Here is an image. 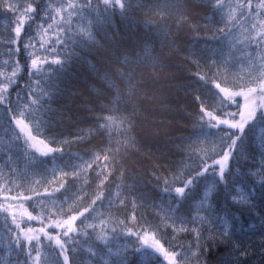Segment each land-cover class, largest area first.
Here are the masks:
<instances>
[{"label": "trees", "instance_id": "1", "mask_svg": "<svg viewBox=\"0 0 264 264\" xmlns=\"http://www.w3.org/2000/svg\"><path fill=\"white\" fill-rule=\"evenodd\" d=\"M245 1L225 0L223 12L217 13L207 0H173L164 9L155 0H128L123 17L117 9L111 25H97L96 0L93 8L85 7L88 0H14L19 10L30 2L37 11L26 23L20 42L13 45L5 41L14 38L18 13L9 11L0 0V83L7 82L14 66L17 71L15 83L9 85L8 101L0 104V197L28 190L32 200L14 202L41 219L45 231L56 234L60 231L47 225L66 218L69 208L82 210L91 205L103 191L93 210L75 222L77 243L68 245L75 248L70 256L74 264L117 259L106 255L107 249L97 238L100 234H106L113 250L120 249L130 264H165L150 250L143 249L147 255L137 253L138 240L124 234L128 228L148 229L165 247L179 250L183 264H264V125L246 128L222 182L215 173L197 175L223 151L222 133L204 135L218 133V129L201 128V102L222 115L237 111L246 101L225 99L211 83L205 86L196 73L209 77L218 73V82L230 91L251 86V77L259 75L255 71L258 61L252 63L256 52L247 36L252 23L264 19V9L258 7L260 0H251V7H239ZM69 2L78 7L73 15L62 12L65 20L57 18L68 29L66 43L57 44L55 29L45 35L37 28L47 27L51 23L47 16ZM242 13L230 34L219 32L229 15L239 18ZM90 21L89 40L79 33ZM30 40L36 47L26 51L24 44ZM146 46L151 59L140 60ZM16 48L19 51L10 54L9 49ZM29 52L48 60L59 58L62 65L47 63L33 77L27 66L34 58ZM125 57L130 66L124 70L135 69L136 88L128 96L120 84L122 97L114 104L115 93L102 76L112 77L115 69L123 67L120 61ZM31 88L37 89L34 95L41 90L51 92L37 114L38 131L34 128L39 141L60 149L50 156L40 155L30 141L25 143L12 123L9 110L22 109ZM108 117L113 118L111 123ZM101 124L109 126L100 128ZM104 154L112 159L105 171L110 175L101 188L97 165L102 164ZM97 155L100 161L87 169L85 161ZM188 178L193 183L183 196H177L175 187H183ZM165 179L169 191H165ZM133 202L135 221L131 220ZM122 220L126 223L121 224ZM18 223L25 228L33 225ZM6 225L12 226V221L0 213V264H24L27 257L9 244L11 233ZM173 225L187 230L173 231ZM89 249L97 255L92 256ZM41 251L56 259L54 245L49 247L47 240Z\"/></svg>", "mask_w": 264, "mask_h": 264}, {"label": "snow or ice", "instance_id": "2", "mask_svg": "<svg viewBox=\"0 0 264 264\" xmlns=\"http://www.w3.org/2000/svg\"><path fill=\"white\" fill-rule=\"evenodd\" d=\"M161 6V9L169 8L172 6L173 0H155ZM209 4L212 5L215 12H223L225 8V0H207ZM101 5L103 7H101ZM3 6H6L9 11L17 12V22L15 27L12 29L14 32V38H10L5 41L8 44H18L20 42L21 33L25 28L26 23L31 20L32 13L36 12L37 9L33 6L32 3H28L27 7L19 10L15 6L14 0H3ZM128 0H96L94 10L96 12V16L94 17V23L97 25H111L112 18L117 14V9H119V15L124 16L128 9ZM77 4L69 2L63 7H59L55 9V15H48L47 19L51 20V23L47 24V27H44L43 24L39 25L37 28L38 32H43L47 35L49 32L55 31L57 32L56 43L57 44H65L66 40L64 36L68 35V29H66L59 20H65V17L61 15L62 12H69V15L75 14V9L77 8ZM85 7L93 8V0H88ZM239 7H251V0H248V4H240ZM258 7L264 9V0H260V4ZM72 10V11H69ZM234 11V10H233ZM161 16L163 18L164 12L161 11ZM243 18V13L241 17L237 18L235 15H229L226 20L223 21V26L218 30L225 35H228L232 32L233 28L236 27L238 19ZM70 24L71 21L69 20ZM93 21H90V24L86 28H82L80 31V35L84 39H92V31L91 25ZM259 29V30H257ZM60 34H63L61 36ZM247 40L249 45L256 52V60L252 61L253 64H258L255 68V71L259 73L257 76L251 77V86L242 85L240 91H229L228 88L222 86L221 82H218V73L215 77H209L206 74L196 73L198 79L204 82V85H208L211 83L214 85L216 89L219 90V93L223 94L225 99L235 102L234 98L237 96H243L246 103L244 106L239 107L237 112L227 113L228 118H221L219 114L214 111H209L201 102L200 112L203 114L200 117L201 120V128L218 129V133H212L210 131L204 133L205 136L209 135H217L222 133V144L221 147L223 149L222 156L219 160H215L214 163L219 165V175L220 181L224 180V172L227 167V162L229 161L230 156L232 155L233 150L235 149L237 142L240 141L246 135V128L249 130H254L257 127V124L264 125V19H260L258 23H252L251 29L249 30ZM238 43H241L238 41ZM36 45L30 40L28 43L24 44L25 50L34 49ZM40 47H44V42H40ZM54 51V49H52ZM13 51L18 52L19 48L15 50L9 49L10 54ZM30 56L34 58L31 59L30 65V75L35 77L37 72H41L43 65L47 63L62 65V60L59 58H52L50 61L46 58L40 57L36 55L34 52H29ZM145 58L151 59V49L149 47H145V51L140 60H144ZM140 60L136 61V63H140ZM123 65L122 68H117L113 71L112 77H109L107 73H104L102 79L107 85L110 91H114L115 100L114 104L118 103L121 100L122 92L120 88V84H123L127 89L128 96H131L133 90L136 88V84L134 81V68H130L128 71H125L124 68H129L130 61L127 57L124 58L123 61H120ZM16 66L13 67L11 71V75L7 77L6 83H0V104L5 103L6 97L5 93L8 92V88L10 84L15 83V77L17 76V71L15 70ZM226 70V69H225ZM219 72V69H218ZM37 85H39L40 81H35ZM30 94L28 96V103L24 105L22 109L18 112L10 109V113L12 115V123L15 124L16 128L19 130L21 136L25 138V143L28 141H34L37 139L35 131H38V126L40 121L37 119V114L40 109L46 103V99L51 96V92L47 90H41L39 95H34L37 91L36 88H31ZM195 99L197 101L201 100L200 96H196ZM29 109H34L31 113H29ZM31 116V119L29 118ZM239 116V119L236 117ZM207 118V119H205ZM111 123L113 121L112 117L107 118ZM123 123V121H121ZM32 125V127H30ZM225 126L227 129L231 131H225L221 126ZM109 125L101 124L100 128L108 127ZM132 122L129 121V130L131 129ZM35 128V131H34ZM17 139H20V136H17ZM264 140V137H261ZM39 143H44L43 140H40ZM47 147V145H45ZM49 152L60 151L59 148H49ZM42 155H47V153H41ZM111 157L108 154H104L102 164L97 165L100 168V171L97 172V177L100 180V187L102 188L105 181L108 180V174H105V171L108 169V164L111 162ZM100 161V156L97 155L93 160L85 161L87 169H92L93 165ZM208 170V166H205L204 171ZM74 175L77 174L75 171ZM203 172H197V175H203ZM67 175V173H65ZM177 180L181 179L180 175H177ZM168 180H164L165 191H169ZM193 183V179L188 178L186 182H184L183 187H175V192L179 196H183L185 194L186 188H188ZM22 187V186H18ZM65 185L63 183L60 184V188H64ZM119 187V186H117ZM60 188H57L56 191H59ZM11 191V189H9ZM211 188L208 192L205 193V199L210 195ZM51 195L50 193H46ZM35 195L39 196L41 193L36 192ZM103 198V191L99 195L95 197L91 201V205L83 207L82 210H77L73 208H69L66 214V218L62 221H56L47 225L48 227H55L58 229H62L61 232L56 234L49 233L45 231L44 227L40 229H34L32 227H22L21 223L17 222L16 213L9 210V207H0V212L8 213L11 217L12 226H8L7 230L11 233V240L9 244L14 246V248L22 253H24L27 259L24 261V264H60V259L62 258V264H74V261L70 258L71 253L75 251V248H69L68 245H75L77 243L76 237L73 235L77 233V228L75 227V222L80 218L85 216V213H89L93 210L94 205H96L98 200ZM6 200L11 201H28L32 200V195L28 194V190L18 191L15 195L10 197H5ZM121 204L124 203V200L119 201ZM10 207H14L10 205ZM20 207H23V204H20ZM135 202H133V214L131 216V220H136L135 215ZM22 216H26L27 220H33L37 217L33 216L32 213L28 212L26 209ZM121 224H125L126 221H120ZM187 229L181 227L179 229L175 228L173 225V231H185ZM113 232L116 231L115 228L112 229ZM39 233V234H37ZM126 235H137L142 247H136L135 251L137 253H141L143 255H147L148 253L143 251V248H151L153 251L160 253L164 259L167 261V264H183V260L181 258V252L174 249H166L158 239L155 238L154 233H150L148 229H143V234L140 235L133 231L132 228H128ZM43 237V239H42ZM67 238V239H65ZM98 240L104 244L107 249L106 255L108 257H116L117 259L105 260L104 264H130L128 258L122 255V251L120 249L113 250V247L109 243L108 237L106 234H100ZM152 240V243L149 244V240ZM47 240L49 247L54 245V255L56 259H52L51 256L45 257L42 255V248L44 247V241ZM90 254L92 256H96L97 252L95 249H89Z\"/></svg>", "mask_w": 264, "mask_h": 264}, {"label": "rangeland", "instance_id": "3", "mask_svg": "<svg viewBox=\"0 0 264 264\" xmlns=\"http://www.w3.org/2000/svg\"><path fill=\"white\" fill-rule=\"evenodd\" d=\"M248 4V0H246L245 1V5H247ZM16 22H17V18L15 19V23H14V27H15V24H16ZM22 34V33H21ZM50 61V60H49ZM30 62H31V60L29 61V62H27L28 64H27V66H28V69H31V65H30ZM46 64H44L43 65V68H44V66H45ZM42 68V69H43ZM16 81V80H15ZM230 91V90H229ZM5 95V97H6V101H5V103L8 101V99H9V88H8V92L7 93H5L4 94ZM237 97H239V98H241V99H244V97L243 96H237ZM238 111V110H237ZM237 111H233V112H237ZM221 118H228V116H227V113H225V114H222V115H219ZM205 119H207V118H205ZM236 119H239V116H237L236 117ZM221 127H224V128H226L225 126H221ZM30 143L33 145V147L35 148V150L40 154V155H42L41 153H47V155H42V156H50V155H52L53 153H54V151L53 152H49L48 151V149L50 148L49 146H45L46 144L45 143H39V140L38 139H36V140H34V141H30ZM221 157H219L218 159H216V160H219ZM229 162V161H228ZM227 162V167H226V170H225V172H224V175L228 172V170H229V163ZM205 166H208V170L205 172L204 171V168H205ZM201 172H203V173H215L216 175H217V177H219L220 178V175H219V165L218 164H215L214 163V161L213 162H211V163H207V164H205L204 166H203V169H202V171ZM174 193L177 195V196H179L175 191H174ZM10 205H12V206H14V207H10ZM0 207H9V210L10 211H12V212H15L16 213V219H17V222H22V221H27V222H29V223H33V225H32V228H34V229H40L41 227H43L42 226V220L41 219H39L38 217L36 218V219H33V220H27V218H26V216H22V214L24 213V211H25V209L26 208H24V207H20V204L19 203H17V202H14V201H11V200H6L5 199V197H0ZM27 210V209H26ZM28 211V210H27ZM29 212V211H28ZM0 213H2V214H4V215H6L7 217H9V219H11V217L8 215V213H5V212H0ZM34 216V215H33ZM36 217V216H35ZM63 219H65V218H63ZM63 219H59V220H54L52 223H54V222H56V221H62ZM55 228V227H54ZM56 230H58V231H62V229H58V228H55ZM134 232H136V233H138V234H140V235H142L143 234V231H134ZM150 232V231H149ZM125 233H126V231H125ZM124 233V234H125ZM150 233H152V232H150ZM75 237H77L78 235H79V232H78V230H77V233H74L73 234ZM126 235V234H125ZM131 236H133V237H135L137 240H138V242H139V245H140V247H142V245L140 244V241H139V239H138V236L137 235H131ZM155 238H156V236H155ZM65 239H67V238H65ZM157 239V238H156ZM152 243V240L150 239L149 240V244H151ZM161 244H162V242H160ZM70 245V244H69ZM163 245V244H162ZM164 246V245H163ZM165 247V246H164ZM166 249H169V248H167V247H165ZM143 249H147V250H150V251H152V252H154L155 254H157L158 256H160L161 257V259L165 262V264H167V261L164 259V257L160 254V253H157V252H155V251H153L151 248H143ZM175 250V249H174ZM177 251H179V250H177Z\"/></svg>", "mask_w": 264, "mask_h": 264}]
</instances>
